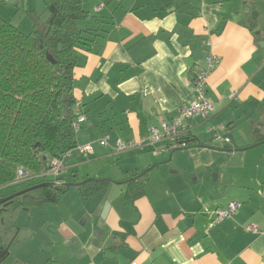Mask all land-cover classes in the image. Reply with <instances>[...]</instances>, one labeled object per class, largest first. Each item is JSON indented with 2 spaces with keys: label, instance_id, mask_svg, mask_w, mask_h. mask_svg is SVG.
I'll use <instances>...</instances> for the list:
<instances>
[{
  "label": "crops",
  "instance_id": "0c3cea01",
  "mask_svg": "<svg viewBox=\"0 0 264 264\" xmlns=\"http://www.w3.org/2000/svg\"><path fill=\"white\" fill-rule=\"evenodd\" d=\"M39 1L16 0L15 7L37 18ZM86 1L108 22L105 33L78 49L73 69L77 113L87 117L76 141L91 143L93 153L73 151L62 180L108 184L87 201L69 187L56 203L0 219L1 241L9 246L0 264H264V144L225 151L231 145L213 141L208 131L224 124V134L236 135L241 126L249 134L255 123L264 135L258 0ZM11 11L0 7V17ZM208 50L219 58L207 80L214 113L188 121L183 139L195 141L156 156L150 147L115 152L117 139H145L151 124L171 121L194 99L190 79ZM104 136L106 146L98 143ZM250 143L241 138L238 146ZM133 169L147 179L128 199ZM24 186L4 187L0 196ZM231 202L238 203L235 213L217 222L213 212ZM9 224L14 234L4 241Z\"/></svg>",
  "mask_w": 264,
  "mask_h": 264
},
{
  "label": "trees",
  "instance_id": "16d2710c",
  "mask_svg": "<svg viewBox=\"0 0 264 264\" xmlns=\"http://www.w3.org/2000/svg\"><path fill=\"white\" fill-rule=\"evenodd\" d=\"M45 1L48 18L39 27L31 17L29 33L0 17V189L19 184L18 168L40 173L50 158H64L76 148L72 122L78 104L73 78L77 51L105 33L103 25L108 24L103 15L84 7L85 0ZM146 173L129 171L135 180L128 184L134 189L128 199L139 194ZM46 181H25L18 191ZM64 184L40 186L1 203L0 219L13 220L23 208L58 202L68 190ZM107 184L93 178L76 188L87 201ZM8 254L9 246L0 238V263Z\"/></svg>",
  "mask_w": 264,
  "mask_h": 264
},
{
  "label": "built area",
  "instance_id": "2783aa9c",
  "mask_svg": "<svg viewBox=\"0 0 264 264\" xmlns=\"http://www.w3.org/2000/svg\"><path fill=\"white\" fill-rule=\"evenodd\" d=\"M9 1V0H4ZM104 4L101 3L95 8L98 11ZM219 63V58L208 50L204 59V66L198 68L193 72L190 79V87L194 94V99L189 104H183L177 109V113L171 121L161 120L157 124H151L148 128V135L145 139L137 141H124L117 139L113 147L115 152H127L130 150L144 149L150 147V153L153 156L158 155L161 151L166 149H178L187 146L183 137L189 131L188 121L194 118L201 120H208L214 113V107L210 99L207 97V80L209 75L214 71ZM236 93H231L229 98H235ZM87 120L84 113H77L72 122V128L78 132L82 124ZM208 131L212 135V140L225 145H230V139L224 136L227 131V126L224 124H217L210 126ZM108 136L98 140L100 145H108ZM73 151H78L81 154H92V144L77 145ZM73 151L66 153L64 158L52 157L48 160L45 169L40 173L34 174L23 168L17 169V182H25L34 179H49L53 185L61 186L63 184L62 175L66 171V159ZM50 177V178H49ZM238 203L231 202L225 208L216 209L213 214L217 222L231 216L235 213ZM246 230L252 233H258L256 225H249ZM132 264H137L133 262Z\"/></svg>",
  "mask_w": 264,
  "mask_h": 264
},
{
  "label": "rangeland",
  "instance_id": "374dc122",
  "mask_svg": "<svg viewBox=\"0 0 264 264\" xmlns=\"http://www.w3.org/2000/svg\"><path fill=\"white\" fill-rule=\"evenodd\" d=\"M45 0H40L39 4L37 5V19H38V25L39 27H43L44 26V19L46 18L47 15V9L45 6ZM24 6L26 7V5L24 4ZM85 8H90L88 7L87 1L85 0ZM259 8H261L260 13L262 14V16L264 17V0H258V5ZM0 7L2 9H10L13 10V12L11 11V13L9 15H6L5 17H3V19H6L7 21H9L10 23H12L13 25H16L19 27V29L24 32V33H29L32 30V22L29 18H25V14L24 11L22 9V6L19 5L17 7L9 5L5 2H3L2 0H0ZM10 16V17H8ZM47 20V19H46ZM258 24L260 27L264 26V21L263 20H258ZM264 28V27H263ZM76 133V132H75ZM85 156L87 157L88 155L85 154ZM72 174H69V179L73 180L74 178H72ZM50 178V177H49ZM49 180V179H47ZM72 182V181H70ZM81 182V181H78ZM77 183V182H76ZM23 184H25V182H21L19 183V186H22ZM2 192H0V194L5 193V190H1ZM23 215V214H21ZM20 219V218H19ZM7 221H9L8 219H6ZM13 224H17V222L14 221ZM2 232V237L4 239V241L10 240V238L12 237V235L14 234L13 232V228H11V224H9V226L6 228V230L1 231Z\"/></svg>",
  "mask_w": 264,
  "mask_h": 264
},
{
  "label": "water",
  "instance_id": "95a60500",
  "mask_svg": "<svg viewBox=\"0 0 264 264\" xmlns=\"http://www.w3.org/2000/svg\"><path fill=\"white\" fill-rule=\"evenodd\" d=\"M8 4L9 5H12V6H15L16 4V0H9L8 1ZM258 20H263L264 21V17L261 15L260 17H258ZM264 27V26H263ZM253 125V129L251 131V133L247 134L246 133V130L244 128V126L242 127H237V134L234 135L232 133H225L224 136L228 137L230 139V145H231V148L230 149H227L225 151H245V150H248V149H251V148H255L257 146H260V145H263L264 144V135L261 133V129L259 127H255V123H252ZM241 138H247L251 141V143L249 145H246V146H242V147H239L238 146V142ZM195 140L192 139L190 141H186V143L188 142H194ZM202 147H207V146H204V145H200ZM130 180H135V178H131L128 180V182ZM84 182H78V183H65L64 186L66 188H69V187H77V186H81ZM40 186H48V187H55L53 185V183H51L50 181H46V182H43V183H40V184H37V185H34V186H31V187H28L26 189H23V190H20V191H17L13 194H10L8 196H5V197H0V204L11 199V198H14L15 196H18L20 194H23L25 192H28V191H31L37 187H40ZM21 235V233H20ZM20 238V236H19Z\"/></svg>",
  "mask_w": 264,
  "mask_h": 264
},
{
  "label": "flooded vegetation",
  "instance_id": "af4514ba",
  "mask_svg": "<svg viewBox=\"0 0 264 264\" xmlns=\"http://www.w3.org/2000/svg\"><path fill=\"white\" fill-rule=\"evenodd\" d=\"M260 32H261V35L264 36V28Z\"/></svg>",
  "mask_w": 264,
  "mask_h": 264
}]
</instances>
